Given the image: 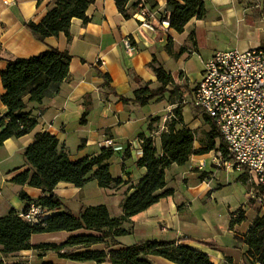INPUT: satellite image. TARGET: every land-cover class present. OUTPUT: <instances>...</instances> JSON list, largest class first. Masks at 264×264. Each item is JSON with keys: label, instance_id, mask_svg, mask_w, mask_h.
Returning <instances> with one entry per match:
<instances>
[{"label": "crops", "instance_id": "obj_1", "mask_svg": "<svg viewBox=\"0 0 264 264\" xmlns=\"http://www.w3.org/2000/svg\"><path fill=\"white\" fill-rule=\"evenodd\" d=\"M55 2L0 0V114L7 111L2 102L6 90L1 71L9 59L34 56L49 47L68 51L72 55L69 73L59 90L50 91L41 102H28L26 111L35 122L30 132L10 137L0 146V217L12 209L19 213L24 211L29 203L21 198V191L30 197L31 203L44 194L42 188L12 180L18 172L30 167L24 153L39 132L56 135L72 159L96 155L108 147L106 140L112 139L114 154L110 159L111 172L114 177L123 180L121 185L111 187H101L96 180H90L81 187L61 181L53 192L63 200L64 206L48 209L46 216L65 208L79 213L84 206L100 204L107 205L112 216H119L123 213V200L134 191L132 186L147 171L145 166L138 164L143 154L139 141L143 139L141 135L152 137L160 148V135L167 127L168 110L173 105L167 103L164 96L154 98L146 105L123 102L120 96L133 98L134 91L141 85L148 84L151 88L160 86L151 66L154 59L155 65H162L175 80V76L182 73L190 83L195 84L201 77L204 61L216 51L264 46V0H204L206 16L192 18L183 32L169 26L168 0H129L125 6L129 17L120 11L116 0H95L86 10L88 22L78 17L71 19L70 37L60 32L41 41L25 23L40 22ZM143 12L146 16L142 15ZM143 18L152 25L151 28L142 25ZM169 35L173 38V54L167 49ZM181 48L184 52L174 56ZM194 56L202 64L199 77L192 82L186 62ZM105 75L109 76L108 86ZM184 112L186 127L195 132L194 148L204 147L211 124L206 120L204 124L193 115L188 120ZM85 113L86 120L82 122ZM201 127H204L203 131L199 130ZM223 142L217 139L216 149L192 154L185 164H172L166 169V188H172L173 194L133 215L131 222L126 224L132 227V231L118 237L120 246L141 240L177 241L208 254L215 264H224L228 257L234 264L245 263L248 249L245 235L264 209L257 213L248 204L252 186L247 181L249 174L246 170L239 171L233 179L237 186L238 183L244 185L240 188L245 199L236 206L231 203L227 207L220 206L219 192L234 183L230 176L233 171L217 166L212 159L214 150H220ZM201 158H206L207 163L199 169ZM241 212L244 220L233 222ZM251 212H254L252 216ZM82 232L84 230L35 233L30 242L61 244L69 236ZM1 250L0 246V259L8 264L22 262L40 249L21 250L8 255ZM43 257L44 260L35 264L44 261L56 264L94 262L76 261L58 255L57 259ZM144 257L152 264H176L159 255L147 254ZM11 258V261L8 260Z\"/></svg>", "mask_w": 264, "mask_h": 264}, {"label": "trees", "instance_id": "obj_2", "mask_svg": "<svg viewBox=\"0 0 264 264\" xmlns=\"http://www.w3.org/2000/svg\"><path fill=\"white\" fill-rule=\"evenodd\" d=\"M95 0H56L55 5L48 11L40 22H26L25 26L33 35L43 41L48 36L64 32L70 37V23L73 17L88 22L86 14L88 6ZM129 0H116L120 11L129 17L125 6ZM169 26L178 32H183L186 24L194 17L202 19L207 9L204 0H168ZM173 38L169 35L167 49L172 52ZM184 52L181 48L179 56ZM72 55L68 51H61L56 47H49L40 54L30 57H16L8 60L1 71V80L6 92L2 95V102L7 107L5 114H0V146L10 137H20L34 126V120L26 111L28 102H41L50 91H58L61 83L67 77ZM151 64L160 86L151 88L148 84L141 85L134 91L133 98L120 96L123 102H136L146 105L154 98H159L170 92L168 85L174 81L172 73L167 72L162 65ZM106 85L109 84V76ZM87 113L82 122H85ZM205 120L211 124L207 133L208 142L204 147L194 148L195 132L186 127L182 106L175 108L173 117L166 129L161 132L160 144L152 137L143 138L142 156L138 164L145 166L146 174L133 185L134 191L127 195L122 202L123 213L112 216L105 204L84 206L79 213L65 208L50 216H45L38 223H31L20 213L12 209L0 217V246L4 255L21 250L48 248L58 252L59 257L76 261H94L110 264H152L144 255L154 254L162 256L176 264H215L208 254L177 241L141 240L136 243L120 246L118 237L129 234L132 227L126 226L130 218L146 210L161 198L173 194L172 188H166V169L172 164H185L192 154H201L216 149V140L223 142L220 132L212 119L205 115ZM227 153L225 143L219 147ZM114 154L112 147L103 148L96 155H86L72 159L68 149L56 135L49 132H39L34 141L25 150L24 156L29 168L18 172L13 181L19 184L42 188L44 194L33 201L47 210L60 209L63 200L53 192L55 186L61 182H70L76 186H84L90 180H96L101 187L119 186L122 178L114 177L111 172L110 159ZM22 199L28 201L26 210L31 203L30 197L20 192ZM245 216L241 212L233 222H241ZM84 230L82 233L69 236L63 243L55 242L32 244V234ZM248 245L246 261L243 264H264V213L256 216L253 225L245 235ZM101 245L100 248H92ZM70 248V250L68 249ZM76 249L81 251L74 252ZM0 264L5 262L0 259ZM8 264H27L23 262ZM40 264H56L44 261ZM224 264H234L227 258Z\"/></svg>", "mask_w": 264, "mask_h": 264}, {"label": "built area", "instance_id": "obj_3", "mask_svg": "<svg viewBox=\"0 0 264 264\" xmlns=\"http://www.w3.org/2000/svg\"><path fill=\"white\" fill-rule=\"evenodd\" d=\"M142 25L152 27L146 18ZM191 90L189 102L212 119L227 147V153L214 150L213 162L228 171L246 170L250 196L264 209V46L216 51L204 61ZM139 141L142 145L144 140ZM106 142L113 146L112 139ZM206 163V158L199 159L198 168ZM46 212L33 202L20 215L38 223Z\"/></svg>", "mask_w": 264, "mask_h": 264}, {"label": "rangeland", "instance_id": "obj_4", "mask_svg": "<svg viewBox=\"0 0 264 264\" xmlns=\"http://www.w3.org/2000/svg\"><path fill=\"white\" fill-rule=\"evenodd\" d=\"M201 61L197 57H192L186 62V69L190 73L192 82L195 80V78H198L200 75L201 70ZM176 80L174 78V81L168 85V88L170 89V92H166L164 97H166L165 101L167 103L173 104L170 106V109L168 110L169 114H174V110L177 106H182V112L185 111V118L190 120L191 116L193 115L194 118H200L202 123L205 121V115H202L201 111H198L191 102H189L190 95L192 93V87L194 83L189 82V78L182 75V73L177 74ZM154 105H160V103H154ZM163 106V104H161ZM185 109V110H184ZM168 118V116H167ZM193 120V119H192ZM171 118H168L167 124L170 123ZM205 124V123H204ZM204 127L199 128L200 131H203ZM199 131V132H200ZM198 132V133H199ZM233 173H230V176L232 177V180L238 176L239 171L232 170ZM246 175V174H245ZM247 181L248 180V176ZM233 184L226 186L223 190H221L218 194V200L220 202V206L227 207L229 203H231L232 206L238 205L242 200L245 199L244 191L240 187H244L242 183H238V186L235 184V181L233 180ZM250 183V182H249ZM248 204H250L258 213L260 209L262 208L261 205H259L254 199L251 198L248 201ZM219 207V206H218ZM263 209V208H262ZM254 212H251L250 215L252 216ZM69 249V248H68ZM56 255H58V252L48 249V248H42L37 252H33L31 256H27L26 259H22L23 263L27 264H35L37 262H40L44 260L43 256H46L47 259H57ZM59 256V255H58ZM21 257V256H20ZM8 260H12L8 259ZM92 264H100L97 262H91Z\"/></svg>", "mask_w": 264, "mask_h": 264}]
</instances>
